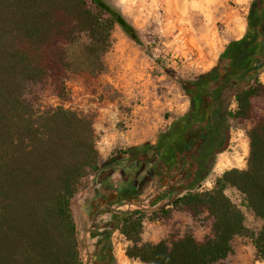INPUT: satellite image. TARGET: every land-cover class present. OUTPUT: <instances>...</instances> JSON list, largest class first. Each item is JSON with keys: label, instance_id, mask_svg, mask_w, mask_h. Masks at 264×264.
Returning <instances> with one entry per match:
<instances>
[{"label": "trees", "instance_id": "1", "mask_svg": "<svg viewBox=\"0 0 264 264\" xmlns=\"http://www.w3.org/2000/svg\"><path fill=\"white\" fill-rule=\"evenodd\" d=\"M115 26L155 58L189 105L154 141L119 148L120 157L105 164L93 116L72 102L67 46L85 37L83 49L103 55ZM161 61L108 0H0V264H82L72 201L106 166L118 167L121 177L102 178L98 193L137 197L118 220L131 242L129 257L146 264H216L232 253L235 237L246 234L264 262V0L250 1L243 35L212 68L184 76ZM46 92L56 102L44 107ZM243 121L251 122L247 167L227 169L212 188H202L231 145L235 123ZM142 185L157 194L152 209L142 203ZM228 188L261 222L258 230L249 231ZM148 211L163 219L177 211L204 217L210 233L146 241Z\"/></svg>", "mask_w": 264, "mask_h": 264}, {"label": "rangeland", "instance_id": "2", "mask_svg": "<svg viewBox=\"0 0 264 264\" xmlns=\"http://www.w3.org/2000/svg\"><path fill=\"white\" fill-rule=\"evenodd\" d=\"M108 1L137 28L150 52L186 76L217 65L226 45L243 35L251 0ZM110 39V48L103 55L87 53L83 49L85 37L67 46L72 102L77 107L84 105L93 116L103 163L118 158L117 151L128 146L130 133L147 123V130L158 131L189 105L178 83L119 26L112 29ZM259 77L264 82V66ZM55 102L56 97L49 92L40 99L44 107ZM250 128L249 121L235 123L231 145L219 154L203 188H212L216 178L227 169L247 167ZM118 137L125 141L117 142ZM95 177L96 174L90 176L72 201L82 264H146L126 254L131 242L118 230L120 214L128 207L134 208L128 202L137 197L127 196L126 201H120L119 195L118 203L109 204L107 200L92 211L94 203L90 207L84 198L96 188ZM140 189L142 203L150 209L155 207L157 194L150 193L148 185ZM227 194L244 211L249 231L258 230L261 222L241 206L238 192L228 188ZM115 197L112 195V199ZM97 232L103 235L99 237ZM186 232L202 238L210 233V227L204 217L195 219L187 212L177 211L170 219H163L148 211L142 235L146 241L157 242L170 233L182 235ZM216 264L264 262L256 259L249 236L242 234L235 237L232 253Z\"/></svg>", "mask_w": 264, "mask_h": 264}, {"label": "crops", "instance_id": "3", "mask_svg": "<svg viewBox=\"0 0 264 264\" xmlns=\"http://www.w3.org/2000/svg\"><path fill=\"white\" fill-rule=\"evenodd\" d=\"M144 126L140 127V129L138 128L134 132L130 133L131 136L129 135V137H131V138H128L129 144L126 143L128 145L127 147L133 146V145H136V144H140V143H142L144 141H147V140L154 141L156 133H157V130H153L152 132H150V130H147V127L149 128L148 123L146 124L145 129H144ZM106 135H108V134H106ZM107 139L109 140V139H112V138L107 137ZM117 140H118L117 142H120V141H122L124 139L118 137ZM113 144H114V142L111 144V146ZM118 158H119V156H118ZM118 158H116V159H118ZM105 164H107V163H105ZM107 175H110L111 178L116 180V179L121 177V170L118 167H116V166H112V167L111 166L110 167L106 166L99 173L96 174V177H95V180H94L95 181L94 183L96 184V188L94 189L92 194H90V195L88 194V196L85 195V198H84L85 202H88L90 204V207H92V204L94 203V206H93L94 208H91V210L92 209L95 210V208L97 206H101L102 204L106 203L107 200L110 201V202H108L109 204H112L114 202L118 203L117 202L118 201L117 197L119 195H120V199H121L120 201H126L125 198L127 196H132V197L135 196V195H132V194L129 195V194H126V193H114V194H110L108 196H101L98 193L97 187L99 188L100 184L102 185V182H103L102 178H105ZM112 195H114L116 197L114 199H112ZM92 214H93V212H92ZM118 230H119V228H118ZM97 233H98L97 235L99 237H101V235H103L102 232H97ZM121 235H123V234L121 233Z\"/></svg>", "mask_w": 264, "mask_h": 264}, {"label": "built area", "instance_id": "4", "mask_svg": "<svg viewBox=\"0 0 264 264\" xmlns=\"http://www.w3.org/2000/svg\"><path fill=\"white\" fill-rule=\"evenodd\" d=\"M203 188V187H202Z\"/></svg>", "mask_w": 264, "mask_h": 264}]
</instances>
